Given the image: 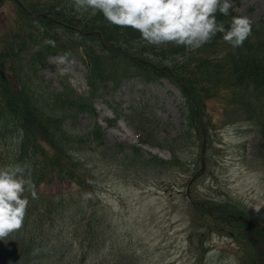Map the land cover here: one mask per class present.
<instances>
[{
    "label": "trees",
    "instance_id": "16d2710c",
    "mask_svg": "<svg viewBox=\"0 0 264 264\" xmlns=\"http://www.w3.org/2000/svg\"><path fill=\"white\" fill-rule=\"evenodd\" d=\"M9 1L10 22L0 19V166L28 162L37 196L25 193L29 205L22 227L0 239V264H120L105 255L113 251L105 213L91 208L92 199L86 197L98 183L95 165L107 149L117 147L123 157L113 161L128 168L181 169L182 158L175 154L181 136L165 144L141 137L172 150L169 159L135 143L108 146L95 101L109 81L119 85L130 76L171 78L185 100L187 131L196 135L203 134L202 121L207 127L213 122L217 101H224L227 108L256 120L262 134L257 159L264 163V18L252 22L242 47L233 48L218 33L199 49L187 51L173 44L148 45L139 32L109 24L102 13L80 16L71 0H0V10ZM237 15L230 8L227 16L217 13L216 18L227 29ZM49 40L55 46L46 43ZM64 53L87 64L86 92L69 84H43L39 70L50 55ZM80 114L90 117L81 129L66 125ZM214 202L193 205L199 230L191 235L199 237L197 264H206V240L212 232L231 229L222 216L240 213L235 206ZM235 237L245 250L240 256L244 264H264L263 252L247 234L235 232ZM129 259L135 258L128 253L122 261L128 264Z\"/></svg>",
    "mask_w": 264,
    "mask_h": 264
},
{
    "label": "rangeland",
    "instance_id": "374dc122",
    "mask_svg": "<svg viewBox=\"0 0 264 264\" xmlns=\"http://www.w3.org/2000/svg\"><path fill=\"white\" fill-rule=\"evenodd\" d=\"M229 2L251 21L264 18V0ZM11 11L9 1L0 10V19L10 22ZM58 56L61 54L51 55L47 66L39 70L43 84L53 88L70 83L84 92L87 89L84 61L73 58L58 64L54 59ZM183 105L179 88L169 78L156 83L132 78L119 88L109 87L97 101L98 119L110 147L136 143L141 134L149 132L160 140L172 141L182 127ZM225 105L222 100L215 104V121L220 125L211 130L209 139V152L215 162L206 161L204 175L194 183L196 196L211 194L222 202L230 198L264 222V164L253 160L259 153L256 143L261 132L256 120L255 123L247 120L241 115L244 112H234L235 108ZM86 121V116H79L68 120L67 125L80 129ZM145 147L168 158L173 153L150 145ZM201 149L194 145L183 158V168L161 173L128 168L113 161L123 157L117 147L106 150L102 161L95 165L101 179L96 184L97 193L88 202L91 201V208L105 211L110 223L113 251L106 250L107 257L120 264H124L122 258L128 253L135 258L126 260L128 264H196L197 242L192 246L189 239L192 224L195 226L193 208L186 190L194 170L188 157L197 156ZM195 165L202 166L197 162ZM74 196L77 197L76 193ZM86 197L91 198L87 193ZM210 245L207 264H242L239 255L243 252L238 255L231 237L216 234Z\"/></svg>",
    "mask_w": 264,
    "mask_h": 264
},
{
    "label": "clouds",
    "instance_id": "9594fccd",
    "mask_svg": "<svg viewBox=\"0 0 264 264\" xmlns=\"http://www.w3.org/2000/svg\"><path fill=\"white\" fill-rule=\"evenodd\" d=\"M75 13H102L109 24L131 28L148 45L159 48L173 44L195 51L219 33L233 48L242 47L252 32V21L243 15L233 16L228 28L216 14L227 16L229 0H71ZM46 43L55 46L54 41ZM70 53L54 59L64 63ZM36 198L28 162L0 166V239L22 227L29 198Z\"/></svg>",
    "mask_w": 264,
    "mask_h": 264
}]
</instances>
